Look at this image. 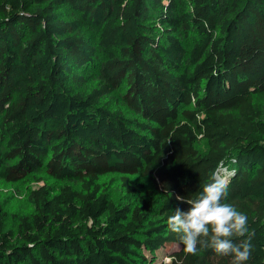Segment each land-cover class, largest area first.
Here are the masks:
<instances>
[{"label":"trees","instance_id":"16d2710c","mask_svg":"<svg viewBox=\"0 0 264 264\" xmlns=\"http://www.w3.org/2000/svg\"><path fill=\"white\" fill-rule=\"evenodd\" d=\"M213 175L264 264V0H0V264H230L167 227Z\"/></svg>","mask_w":264,"mask_h":264},{"label":"clouds","instance_id":"9594fccd","mask_svg":"<svg viewBox=\"0 0 264 264\" xmlns=\"http://www.w3.org/2000/svg\"><path fill=\"white\" fill-rule=\"evenodd\" d=\"M227 196L228 182L213 175L195 199L175 197L189 208L184 211L177 207L168 217L167 227L176 234L186 254L211 249L217 256L231 257L230 264H247L254 232L247 215L224 202Z\"/></svg>","mask_w":264,"mask_h":264},{"label":"rangeland","instance_id":"374dc122","mask_svg":"<svg viewBox=\"0 0 264 264\" xmlns=\"http://www.w3.org/2000/svg\"><path fill=\"white\" fill-rule=\"evenodd\" d=\"M1 185V184H0ZM2 186V185H1ZM0 186V189H1V192L3 190H5L6 188H8L7 186H3L1 187ZM13 191H8L7 194H11ZM1 194V193H0ZM10 200L12 201L11 204H14V206L16 207L17 205L19 204H23L22 202V198H20V196H16L15 199H13L12 197L10 198ZM175 246H165V247H162L158 252H157V262L158 261H161L162 259H168L166 256L168 254V252H170Z\"/></svg>","mask_w":264,"mask_h":264}]
</instances>
